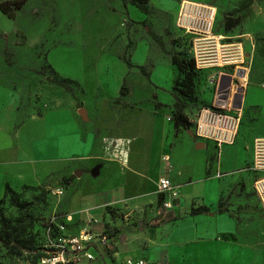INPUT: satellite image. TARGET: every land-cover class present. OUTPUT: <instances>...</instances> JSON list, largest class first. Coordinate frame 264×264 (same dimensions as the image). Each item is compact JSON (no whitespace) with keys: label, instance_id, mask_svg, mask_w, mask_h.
Instances as JSON below:
<instances>
[{"label":"rangeland","instance_id":"rangeland-1","mask_svg":"<svg viewBox=\"0 0 264 264\" xmlns=\"http://www.w3.org/2000/svg\"><path fill=\"white\" fill-rule=\"evenodd\" d=\"M16 1L21 0H0L8 10L0 8V113L13 102L19 121L44 110L54 112L52 107L69 100L77 109H84L83 127L94 135L102 159L113 162L116 168L92 174L95 165L80 166L79 175L70 168L28 187H16L19 199L33 212L35 245L33 250L15 253L13 247L0 244V264L36 261L40 255L36 231L53 212L72 213L74 229L89 227L110 233L118 229L137 234L142 242L163 215L162 197L157 191L160 153L164 150L161 141L166 150L171 148L174 159L191 161L197 170L203 155L211 157L216 172L220 158L224 167L240 168L243 164L230 156L232 150L248 145L252 152L253 138L264 135V0H195L216 7L212 33L222 36V56L232 52L234 60L238 58L220 66L196 65V100L188 103L185 112L192 118L200 107L213 105L239 111L241 121L234 146H225L231 148L227 154L221 155L220 148L209 145L193 151V156L188 141L198 139L188 133L192 126L185 129L173 125L171 86L177 71L170 54L185 50L196 56L194 35L175 25L181 0H150L149 14L130 2L124 5L122 0H23L18 9L13 5ZM124 56L133 65H128ZM140 66L148 76L141 73ZM50 67L71 80V91L50 80ZM239 68L245 69L244 79L235 75ZM218 74L230 76L233 84L228 108L214 100L221 81ZM123 82L128 88L125 95L119 93ZM244 82L249 86L247 107L242 109ZM156 101L161 105L156 107ZM55 115L58 121L67 118L65 113ZM58 128L61 130L60 123ZM26 131L36 139L42 135L32 124ZM25 140L18 135L19 143L24 145ZM108 170L112 171L111 178ZM56 188H63L64 193L51 194ZM240 188L245 197L235 202L233 213L260 214L258 220L254 217L251 222V215L247 221L251 232L256 229L257 233L260 227L264 234V209L257 208L259 201L252 184L242 183ZM0 207L7 217L19 215L1 196ZM239 254L241 258L234 260L230 255L220 264H264V236L261 243L241 242Z\"/></svg>","mask_w":264,"mask_h":264},{"label":"crops","instance_id":"crops-1","mask_svg":"<svg viewBox=\"0 0 264 264\" xmlns=\"http://www.w3.org/2000/svg\"><path fill=\"white\" fill-rule=\"evenodd\" d=\"M218 79L223 83H219V88L215 90L214 100L217 105L228 108L232 102L233 84L230 82V76L226 74H220ZM242 86L240 103L241 108L245 109L249 84L244 82ZM224 96L225 104L222 103ZM52 109L55 111L44 110L40 114H31L17 121L15 103L9 102L0 113V196L6 182L16 188L22 184L38 183L51 173L70 168L73 173L79 170L78 167L88 165L98 166V172L101 169L105 171L106 168H116L113 162H107L99 155L100 150L95 145L94 135L83 127V118L74 104L67 100ZM56 113H65L67 118L58 121ZM59 123L61 130L58 128ZM30 124L42 131L38 139L35 136L30 137L26 131ZM18 135L26 137L24 145L17 141ZM200 140L203 142L201 148L209 145L217 148L211 140L198 139ZM196 142L188 141L191 156L195 153L193 151L199 149ZM161 144L164 150L160 153L158 177L164 172L162 155L168 154L172 166L168 175L179 189V197L173 201L172 208L163 211L158 224L148 229L142 242L135 233H115L113 240L117 256L142 258L145 264H220L230 255L234 260L241 258V242L261 243L264 236L262 230L259 227L256 233L253 228L254 231L251 232L247 221L251 215V222L254 217L258 220L260 214L238 215L232 211L236 209L235 202L245 197L240 185L251 183L253 187L256 177L254 171L247 169L252 162V152L248 145L243 146L242 150L233 149L230 155L243 164L240 168L224 167L225 163L220 158L218 170L215 172L211 157L209 159L207 155H203L199 162L200 169L197 170L191 161L174 159L171 148L166 150L162 141ZM225 146L218 147L221 149V155L227 154L231 149ZM110 170L106 171L109 178L112 177ZM209 171L207 175L206 172ZM219 201L224 202L225 211L216 209ZM203 204L210 206L211 211L189 214L191 207ZM259 207L260 203L257 205L258 209Z\"/></svg>","mask_w":264,"mask_h":264},{"label":"built area","instance_id":"built-area-1","mask_svg":"<svg viewBox=\"0 0 264 264\" xmlns=\"http://www.w3.org/2000/svg\"><path fill=\"white\" fill-rule=\"evenodd\" d=\"M215 17L216 7L211 4L195 0H181L178 3L175 25L194 35L197 67L220 66L235 62L238 58L234 60L232 52L222 56L224 44H219L222 36L212 33ZM245 74V69H235L237 78L244 79ZM189 119L193 135L215 142L218 148L235 142L241 113L202 106ZM162 162L164 172L158 177L157 191L162 197V210L166 211L173 207V201L179 197L180 191L168 175L172 167L170 156L162 155ZM247 169L256 173L253 190L264 208V135L253 138L252 162ZM63 193V188L51 190L53 195L60 196ZM75 221L72 213L53 212L45 222L42 255L35 263L29 264H92L93 261L99 264H145L142 258L117 256L113 240L115 233L89 227L74 229ZM107 258L108 263L105 261Z\"/></svg>","mask_w":264,"mask_h":264},{"label":"trees","instance_id":"trees-1","mask_svg":"<svg viewBox=\"0 0 264 264\" xmlns=\"http://www.w3.org/2000/svg\"><path fill=\"white\" fill-rule=\"evenodd\" d=\"M122 1L124 5L130 2L145 14H149L151 11L150 0ZM22 4L23 0L13 2V5L16 9L20 8ZM0 8L3 12L8 11L7 8L4 7V4L2 2H0ZM149 33L152 34L153 39L160 46H163L162 41L158 39V37L153 34V32ZM124 59L126 60L128 65H133L128 58H125V56ZM170 62L177 71V74L174 77L171 86V96L173 98V125L175 128L183 127L185 129H188L192 126V122L187 116L185 109L189 102L196 100L194 82L196 76L195 59L194 57L188 55L185 50H180L178 52H172L170 54ZM50 71L53 75L50 80L53 83L60 87H63L66 91H71V87L69 86V82L71 80L69 78L59 76L52 67H50ZM140 71L142 74L148 76L145 67L140 66ZM127 90V85L125 82H123L120 86L119 93L121 95H125ZM153 97L156 98V94H154ZM159 105H161V102L156 101L155 106L158 107ZM22 185L24 187H28L27 184ZM1 199H7L8 203L17 209L19 215L14 218L7 217L4 213L3 208L0 207V244L5 246L6 248L13 247L15 253L22 252L23 250H33V246L35 245V234H33L34 217L32 210H30L29 208L30 205L26 201H22L19 199L18 193L16 192L15 188L12 187L8 182L4 184V191ZM223 205L224 202L219 201L217 203L216 209L219 211H223L225 209V206ZM210 211L211 207L203 204L196 207H191V209L189 210V214L195 215L208 213ZM45 225L46 223H43L41 227L36 231L38 241L37 248L40 251V255L37 257L36 261L42 255V242L44 239L43 232ZM114 231L117 233L119 230L114 229ZM36 261H34L33 263H35Z\"/></svg>","mask_w":264,"mask_h":264},{"label":"water","instance_id":"water-1","mask_svg":"<svg viewBox=\"0 0 264 264\" xmlns=\"http://www.w3.org/2000/svg\"><path fill=\"white\" fill-rule=\"evenodd\" d=\"M224 94H225V92H224ZM225 97H226V96H224V99H223V101H222V103H224V104H225ZM78 114H79L83 119H85V111H84L83 108H79V109H78ZM188 133L191 134V135H193V131H192V130H188ZM196 147H197V148H201V147H203V142H201V141H197V142H196ZM91 173H92V174H97V173H98V166L92 168V169H91ZM75 174H76V175H79V174H80V170L76 171Z\"/></svg>","mask_w":264,"mask_h":264}]
</instances>
